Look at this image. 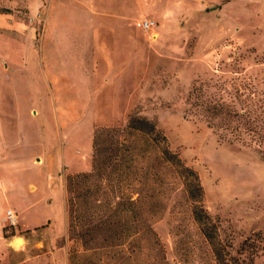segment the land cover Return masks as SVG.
Instances as JSON below:
<instances>
[{
  "label": "rangeland",
  "instance_id": "obj_1",
  "mask_svg": "<svg viewBox=\"0 0 264 264\" xmlns=\"http://www.w3.org/2000/svg\"><path fill=\"white\" fill-rule=\"evenodd\" d=\"M0 1L14 12L18 37L0 44L8 54L0 116L12 133L21 125L25 134L13 133L16 144L0 149V190L15 172L23 191L20 210L0 193V208L19 216L9 227L2 214L0 264H116L122 257L134 264L136 256L141 264H212L173 168L136 252L130 242L114 262L112 248L85 250L75 235L83 227H70L73 209L103 201L81 198L68 184L91 169L94 129L124 125L130 115L152 121L196 171L201 203L229 255L264 264V0ZM143 18L155 24L143 28ZM45 214L54 222L20 227ZM104 233L91 231L89 244L104 243ZM15 235L20 246L10 243Z\"/></svg>",
  "mask_w": 264,
  "mask_h": 264
},
{
  "label": "trees",
  "instance_id": "obj_2",
  "mask_svg": "<svg viewBox=\"0 0 264 264\" xmlns=\"http://www.w3.org/2000/svg\"><path fill=\"white\" fill-rule=\"evenodd\" d=\"M92 148L91 169L71 175L68 182L70 189L81 198L95 196L97 199L99 195L103 198L101 203L73 209L69 225L83 227L75 235L82 238L85 250L97 252L98 249L102 252L110 247L116 255L109 257L115 262L128 243H137L135 252L141 249L140 240H148V232H152L150 215L162 208V199L158 194L168 182L165 179L166 169L173 168L191 199L192 216L211 244L212 264H242L239 258L229 255L224 244L216 237L214 224L201 203L202 186L198 174L170 150L165 136L152 121L130 115L124 125L98 126L93 131ZM93 218L100 225L97 222L91 226L85 224ZM100 229H105V233L100 234L104 243L96 246L89 244V239L95 237L91 231ZM131 251L133 253L134 249ZM80 254L85 256V253ZM74 255L70 256V261ZM123 261L124 257L116 264ZM136 261L137 256L134 264H141ZM149 264L157 263L152 261Z\"/></svg>",
  "mask_w": 264,
  "mask_h": 264
},
{
  "label": "crops",
  "instance_id": "obj_3",
  "mask_svg": "<svg viewBox=\"0 0 264 264\" xmlns=\"http://www.w3.org/2000/svg\"><path fill=\"white\" fill-rule=\"evenodd\" d=\"M6 3L7 2H1L0 1V6L5 7L4 9H0V44H2L4 42L3 40L5 38L6 39L10 38L11 40H16V38H18L15 35V33L13 32V30L10 29V27H13V24H15L16 21H15V19H11L9 17V16H13L14 12L10 11L8 9L10 7V5L6 4ZM5 41H7V40H5ZM7 59H8V54L3 53L0 49V66L3 67V69H6V67L8 65ZM0 114H1V112H0ZM17 118H19V116H17ZM18 120L19 119H17V122H16L17 125L19 124ZM13 133H16L18 138L21 136V134L23 135V137L25 135L24 134V128L21 125L16 126V132L14 130ZM13 133L9 128L8 120L6 118H3L0 116V149H8L9 145L16 144L18 139L14 140L13 138H11ZM10 142H15V143H10ZM19 163H20V161H15L13 166H17V164H19ZM19 181L20 180L16 177L15 172H12V175L6 177V179H5L6 190H4V191L0 190V193L2 194V196L5 200V205L7 203H9L11 205L13 204L18 209H19V203L22 201L21 199L23 198L22 197L23 191H22V189H20L21 184ZM20 206H22V205H20ZM24 206L27 208V207H29V204L28 205L25 204ZM4 208H5V206H2L0 208V222H1L2 214L4 213ZM48 218L51 219L52 223L54 222L53 218L51 216H49L48 214H45V215H42L40 217H34L31 221H26V223L22 224V226L20 225V227L28 228L31 225L41 223L44 220H47ZM50 228H51V226H50ZM0 237L2 239H5V236L3 235V230H2L1 224H0Z\"/></svg>",
  "mask_w": 264,
  "mask_h": 264
},
{
  "label": "built area",
  "instance_id": "obj_4",
  "mask_svg": "<svg viewBox=\"0 0 264 264\" xmlns=\"http://www.w3.org/2000/svg\"><path fill=\"white\" fill-rule=\"evenodd\" d=\"M155 24V20L151 18H143L140 20V25L143 28H149ZM5 225L9 227L16 226L18 223V213L12 207H6L3 213Z\"/></svg>",
  "mask_w": 264,
  "mask_h": 264
},
{
  "label": "bare ground",
  "instance_id": "obj_5",
  "mask_svg": "<svg viewBox=\"0 0 264 264\" xmlns=\"http://www.w3.org/2000/svg\"><path fill=\"white\" fill-rule=\"evenodd\" d=\"M31 188H34V185H30ZM10 243L14 246H20L23 243V237L21 235H15L11 240Z\"/></svg>",
  "mask_w": 264,
  "mask_h": 264
}]
</instances>
